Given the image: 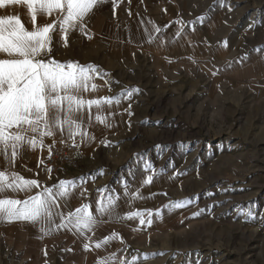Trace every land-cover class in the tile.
Returning <instances> with one entry per match:
<instances>
[{
    "label": "rangeland",
    "instance_id": "rangeland-1",
    "mask_svg": "<svg viewBox=\"0 0 264 264\" xmlns=\"http://www.w3.org/2000/svg\"><path fill=\"white\" fill-rule=\"evenodd\" d=\"M132 4L147 29L201 26L208 43L224 45L220 56L211 46L159 68L158 77L144 69L140 85L158 128L145 135L158 142L143 151L172 188L158 227L137 232L127 257L111 263L264 264V0H98L84 22L96 32L117 31L110 20L131 16ZM111 40L98 37L77 55L104 62Z\"/></svg>",
    "mask_w": 264,
    "mask_h": 264
},
{
    "label": "crops",
    "instance_id": "crops-1",
    "mask_svg": "<svg viewBox=\"0 0 264 264\" xmlns=\"http://www.w3.org/2000/svg\"><path fill=\"white\" fill-rule=\"evenodd\" d=\"M134 6L131 5L134 10L131 16L110 20L121 27L114 32H96L84 22L67 33L59 26L51 33L50 51L40 58L65 65L71 62L89 68L95 66L87 90L80 95L85 101L111 98V102L102 103L99 108L96 105L83 108L81 127L73 128L71 134L67 126L55 132L58 137L77 142L76 155L82 163V173L48 181L46 157L51 136L37 135L35 147L25 143L19 149L12 170L26 179L37 180L39 186L27 193L7 190V196L24 200L42 193L45 188L51 189L56 193L55 206L51 209L55 215L51 222L9 220L0 216V264L4 261L30 264L34 260L112 264L127 257L130 238L137 232L143 234L142 230L147 232L158 227L160 212L169 205L172 184L168 173L159 174L153 155L143 151L144 144L158 142L157 136L145 135L157 132L158 128L152 124L154 114L149 94L140 85L147 79L144 69L153 72L151 77H158L159 68L179 66L195 53L210 52L211 46L215 47V55L220 56L219 49L224 44L216 47L208 43L201 26L184 30L172 28L162 34L157 29H147L141 8ZM0 14L19 15L26 27H33L25 6L0 9ZM51 19L38 16L37 23H48ZM150 22L156 25V21L151 19ZM98 37L112 39L108 45H103L104 62L81 59L77 55L79 46H90L89 42ZM175 58L178 59L175 61ZM8 167V161L0 157V170ZM148 177H152L150 182ZM61 182H71L64 185L66 193L63 195L60 194L64 192ZM0 198H4L3 193ZM110 199L114 201V211L111 215L102 214L98 209L102 205L107 207ZM77 209L97 218L99 224L94 230L82 232L74 223H69V213L75 214ZM136 212L142 215L129 218L130 213Z\"/></svg>",
    "mask_w": 264,
    "mask_h": 264
},
{
    "label": "snow or ice",
    "instance_id": "snow-or-ice-1",
    "mask_svg": "<svg viewBox=\"0 0 264 264\" xmlns=\"http://www.w3.org/2000/svg\"><path fill=\"white\" fill-rule=\"evenodd\" d=\"M97 3L98 0H0V9L25 6L30 13L29 23L33 25L26 27L19 15L0 14V157L9 165L0 170V193L4 194L0 198V216L9 220L51 222L55 215L51 209L55 206L56 193L51 189L45 188L42 193L24 200L7 196V190L27 193L39 186L37 180L26 179L12 170L19 149L25 143L35 147L37 135L53 136L65 126L71 134L73 128L81 127L83 108L90 109L93 105L99 108L102 103L111 102V98L85 101L80 95L87 90L95 66L89 68L71 62L65 65L40 58L50 51L51 33L57 26L67 33L83 25ZM38 16L52 19L38 24ZM151 179L148 177L147 181ZM66 183L71 182L60 184L64 189L61 195L66 193ZM114 206L110 199L108 206L102 205L98 211L111 215ZM140 215V212L130 213L129 218ZM69 218V223H74L82 232L92 231L99 224L93 214L83 209L69 213Z\"/></svg>",
    "mask_w": 264,
    "mask_h": 264
},
{
    "label": "built area",
    "instance_id": "built-area-1",
    "mask_svg": "<svg viewBox=\"0 0 264 264\" xmlns=\"http://www.w3.org/2000/svg\"><path fill=\"white\" fill-rule=\"evenodd\" d=\"M77 148V142L74 140L55 134L51 136L46 157V176L49 182L83 172L82 163L76 155Z\"/></svg>",
    "mask_w": 264,
    "mask_h": 264
}]
</instances>
